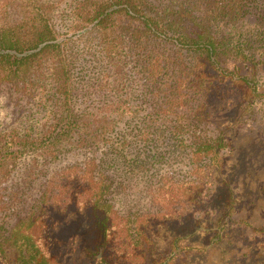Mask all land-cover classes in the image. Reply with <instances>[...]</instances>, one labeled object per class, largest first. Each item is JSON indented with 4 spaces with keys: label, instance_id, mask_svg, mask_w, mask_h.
<instances>
[{
    "label": "trees",
    "instance_id": "trees-1",
    "mask_svg": "<svg viewBox=\"0 0 264 264\" xmlns=\"http://www.w3.org/2000/svg\"><path fill=\"white\" fill-rule=\"evenodd\" d=\"M25 1L29 7L25 18L0 27V83H16L30 69L45 66L55 93L61 97L65 117L75 124L76 131L82 123L81 140L94 144L104 137V129L97 128L104 120L72 111L71 72L64 42H55L58 35L45 5L39 0ZM143 2L76 0L73 14L85 26L110 37L111 44H116L113 34L126 22L128 29L135 27L129 30L141 49L146 50L148 40H154L190 52L192 64L181 69L168 85L158 111L211 124L217 136L199 141L192 149L188 178L175 181L164 177L152 191L158 200L155 212L119 214L107 198L111 182L99 171L94 157L83 165L66 166L51 178L36 210L18 220L8 235H0V264H191L192 257L211 253L214 260L220 256L224 261L211 259V264H233L225 259H232L231 248L237 240L247 238L248 232L252 234L249 239H264V176L259 179L253 173H264V162L257 164L264 159V134H242L250 138L247 147L239 145L240 157L229 155L237 148L232 138L243 110L264 98V79L255 78L253 71L251 76L243 72L242 59L232 69L221 66L217 60L220 53L242 56V50L217 40L191 11L182 7L152 12ZM41 44L39 50L32 51ZM110 106L119 109L118 104ZM63 131L55 132L41 147L53 148ZM16 136L0 144V174L7 173V159L36 145ZM236 161L251 172V179L242 176L240 169L230 171ZM228 177L243 180L237 187H245L234 191L228 187ZM1 200L2 210L8 209L10 200ZM255 241L252 246L263 242L260 237Z\"/></svg>",
    "mask_w": 264,
    "mask_h": 264
},
{
    "label": "rangeland",
    "instance_id": "rangeland-1",
    "mask_svg": "<svg viewBox=\"0 0 264 264\" xmlns=\"http://www.w3.org/2000/svg\"><path fill=\"white\" fill-rule=\"evenodd\" d=\"M39 1L45 5L57 32L55 42H64L71 72V109L79 116L102 117V126L97 128L104 129V137L91 145L83 143L78 132L84 130V125L79 123L80 129L76 131L75 124L65 117L61 97L55 93L45 66L30 69L16 83H0V144L10 140L11 135L36 143L33 148L18 151L11 160L7 159V173L0 174V235H8L18 220L36 210L39 197L52 177L68 165H83L91 157L111 182L107 198L119 214L155 212L158 200L152 197V191L164 177L175 181L188 178L192 149L199 141L218 134L211 124L158 111V105L165 102L168 85L181 69L192 64L193 55L154 40H148L146 50L141 49L129 30L135 27L131 25L128 29L126 22L113 34L117 36L116 44H111L110 37H103L98 30L75 19L76 0ZM143 1L145 9L152 12L182 7L191 11L217 40L227 47L235 44L242 50V56L231 51L220 53L217 60L221 66L232 69L242 59L243 72L251 76L253 71L255 78L264 79L261 64L264 0ZM28 9L25 0H0V27L19 22ZM113 104H118L119 109L115 111L110 106ZM61 129L64 135L60 142L48 150L43 144L41 147L42 142L52 140L50 136ZM257 133L264 134V98L243 110L238 131L232 138V145L237 148L229 155L240 157L239 145L247 147L248 136ZM259 160L257 164L264 162L263 158ZM232 166L234 169L230 171L236 173L240 169L242 176L250 178L251 172L244 170L240 162ZM253 173L259 179L264 176ZM227 180L228 187L234 191L245 187H237L243 181L238 182V178ZM1 197L10 200L8 209L2 210ZM246 235L252 236L249 232ZM248 237L235 242L232 259L226 258V263L264 264V239L259 236L263 242L252 246L259 237ZM211 256L216 257L212 253ZM211 256L197 255L192 257L191 264H211L209 261L214 260ZM215 261L224 262L220 256Z\"/></svg>",
    "mask_w": 264,
    "mask_h": 264
},
{
    "label": "water",
    "instance_id": "water-1",
    "mask_svg": "<svg viewBox=\"0 0 264 264\" xmlns=\"http://www.w3.org/2000/svg\"><path fill=\"white\" fill-rule=\"evenodd\" d=\"M57 42H58V40H57ZM43 45H44V44H41L37 49L32 50V51H37V50H39ZM32 51H29V52H32Z\"/></svg>",
    "mask_w": 264,
    "mask_h": 264
}]
</instances>
